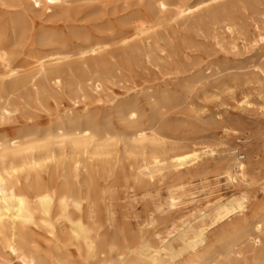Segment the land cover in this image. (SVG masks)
I'll return each instance as SVG.
<instances>
[{
	"label": "bare ground",
	"instance_id": "6f19581e",
	"mask_svg": "<svg viewBox=\"0 0 264 264\" xmlns=\"http://www.w3.org/2000/svg\"><path fill=\"white\" fill-rule=\"evenodd\" d=\"M120 1L0 0V262L264 264V215L252 232L208 244L212 225L247 209V192L163 230L162 206L135 230L115 209L120 187L135 192L216 154L172 142L162 128L198 37L221 43V29L233 34L249 8ZM170 11L200 15L184 31L158 30ZM244 158L225 169L227 180L250 184ZM167 204H178L172 191Z\"/></svg>",
	"mask_w": 264,
	"mask_h": 264
},
{
	"label": "rangeland",
	"instance_id": "374dc122",
	"mask_svg": "<svg viewBox=\"0 0 264 264\" xmlns=\"http://www.w3.org/2000/svg\"><path fill=\"white\" fill-rule=\"evenodd\" d=\"M243 3L249 13L240 16L233 34L221 29L219 44L198 37L196 49L184 61L187 73L173 84L177 97L162 128L172 142L197 148L210 145L216 154L204 155L188 170H164L165 176L137 187L135 192L120 187L115 209L127 227L139 228V223L162 206L167 213L158 229L163 230L209 202L249 193L251 199L244 212L208 230V244L219 245L235 231L252 232L255 220L264 215V0H217L210 7ZM199 15L179 17L172 11L166 12L158 30L184 31ZM245 97L250 104L240 105L238 101ZM241 156H245L250 184L232 183L224 175L225 169ZM123 178L124 174L119 173L121 183ZM171 191L178 197L172 210L167 204ZM205 223L211 224V219ZM239 245H248L246 237ZM4 260L0 264L19 263L9 255Z\"/></svg>",
	"mask_w": 264,
	"mask_h": 264
}]
</instances>
